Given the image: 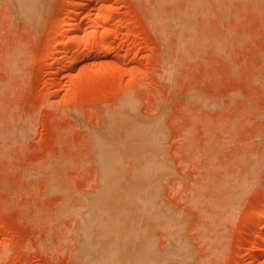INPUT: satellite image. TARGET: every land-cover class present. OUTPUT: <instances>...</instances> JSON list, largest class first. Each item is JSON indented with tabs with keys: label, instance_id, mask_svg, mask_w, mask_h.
<instances>
[{
	"label": "rangeland",
	"instance_id": "rangeland-1",
	"mask_svg": "<svg viewBox=\"0 0 264 264\" xmlns=\"http://www.w3.org/2000/svg\"><path fill=\"white\" fill-rule=\"evenodd\" d=\"M79 1L0 0V264H264V0Z\"/></svg>",
	"mask_w": 264,
	"mask_h": 264
},
{
	"label": "bare ground",
	"instance_id": "bare-ground-1",
	"mask_svg": "<svg viewBox=\"0 0 264 264\" xmlns=\"http://www.w3.org/2000/svg\"><path fill=\"white\" fill-rule=\"evenodd\" d=\"M78 1H79V0H78ZM79 2H80V6H81L82 9L87 8L88 6L90 7L89 0H83V1L81 0V1H79ZM81 2H82V4H81ZM101 7H102V5H101ZM101 9H103V8H101ZM105 9H106V8H105ZM105 9L100 10V8L98 9V7H97V12H98V13L101 12V13H100V16L102 15L101 17H103L104 19H106V18L108 17V15H109L108 13H110L109 8H107V10H108L109 12H107V10L104 11ZM98 10H99V11H98ZM98 13H97V14H98ZM100 16H99V17H100ZM103 18L101 19V21L103 20ZM109 18H110V17H109ZM102 22H103V21H102ZM105 22H106V20L104 21V23H105ZM102 24H103V23H102ZM80 28H81V24H80V22H75V23H73V26H71L70 29H68V28L66 29V32H68V31H69V32L73 31L74 33H75V32H79V29H80ZM107 29H108V28H107ZM107 29H105L104 32H105ZM66 32H64V33H66ZM74 33L72 34L71 37H72L73 40L77 43V41L79 40V37H81V36H80V35H77V34H74ZM102 33H103V32H102ZM104 34H105V33H104ZM101 36L103 37V34H101ZM101 36H100V38L103 39ZM105 36H106V34L104 35V37H105ZM92 37H93V36H92ZM92 37H91V38H92ZM86 38H87V37H86ZM75 39H76V40H75ZM84 39H85V38H84ZM80 40H81V38H80ZM93 41H94V37H93V40L91 39V42H92V43H93ZM57 42L59 43V41H56V43L53 44V45H54V46H53V51H52L53 54H55L56 52L59 51V50H58V45H59V44H58ZM78 42H79V41H78ZM92 43H91V45H92ZM88 44H89V43H88ZM92 46H93V45H92ZM103 47H104V46H103ZM105 47H106V46H105ZM91 48H92V47H91ZM91 48H90V49H89V48L87 49L88 52H89L90 54H92V53L94 52V50H91ZM89 50H90L91 52H92V51H93V52L91 53ZM96 50H97V49H96ZM98 51H99V50H98ZM98 51H97V53H98ZM56 54H57V53H56ZM94 54H95V52H94ZM53 56H54V55H53ZM76 57H78V56H76ZM76 57H74V58H72V59L79 60V58L76 59ZM53 58H54V57H53ZM66 61H67V57H64V59L62 60V65H67L68 63H67ZM72 62H73V61H72ZM74 62H75V61H74ZM66 63H67V64H66ZM107 64H108V63H107ZM111 66H113V65L111 64ZM104 68H105V66L102 67L100 70H99V69H98V70L96 69L95 71H98L99 73H101L100 71H101L102 69H103V70H102L103 72H106L105 70H106L107 68L110 69V67H109L108 65H106V69H104ZM112 68H113V70H115V69H117L118 67H117V66H116V67L114 66V67H112ZM112 68L110 69L111 71H112ZM114 68H115V69H114ZM108 69H107L108 72H107L106 74H104V73H103V74H102V73L99 74L98 72H95L94 70L92 71L93 73H91V72H89V73H91V77H92L93 75L96 74V75H95L96 78H100V79H104V78H105V80L107 81V77H105V75H107V74L109 73L110 70H108ZM119 69H120V68H118L117 70H119ZM83 70H84V69H83ZM83 70H82V71H83ZM85 70H86V69H85ZM87 70H88V69H87ZM87 70H86V73H88ZM117 70H115V72H116ZM97 73H98V77H97ZM112 73H113V72H112ZM81 74H84V71H83V73H81ZM109 74H110V73H109ZM74 75H75V76H73L72 78L75 79V77H77V75H80V73H79V74L76 73V74H74ZM84 75H86V74H84ZM84 75L81 76V77L91 78V77H89L88 74H87L86 76H84ZM100 75H102V77H101ZM103 76H104V78H103ZM108 76H110V75H108ZM81 77H80V78H81ZM93 77H94V76H93ZM93 77L91 78V81H92V82L95 81V82H94L95 84H97V85H99V86H101L102 84H103L102 86H104V84L107 85V83H102V84H100L101 81H98V80H100V79H98V80H94V81H93ZM80 78L78 77L77 79L79 80ZM96 78H94V79H96ZM77 79H76V80H77ZM89 80H90V79H89ZM102 81H103V80H102ZM96 82H97V83H96ZM103 82H105V81H103ZM73 87H74V90H76V88H75L76 85H73ZM73 87H72V88H73ZM100 88H101V87H100ZM72 91H73V89H72ZM73 93H76V92L73 91Z\"/></svg>",
	"mask_w": 264,
	"mask_h": 264
}]
</instances>
